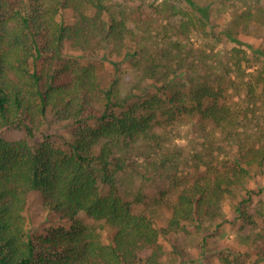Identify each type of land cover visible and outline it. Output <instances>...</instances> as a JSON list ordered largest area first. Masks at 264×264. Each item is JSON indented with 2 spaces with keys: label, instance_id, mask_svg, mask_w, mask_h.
Listing matches in <instances>:
<instances>
[{
  "label": "trees",
  "instance_id": "trees-1",
  "mask_svg": "<svg viewBox=\"0 0 264 264\" xmlns=\"http://www.w3.org/2000/svg\"><path fill=\"white\" fill-rule=\"evenodd\" d=\"M263 173L264 0H0V264H162Z\"/></svg>",
  "mask_w": 264,
  "mask_h": 264
},
{
  "label": "rangeland",
  "instance_id": "rangeland-1",
  "mask_svg": "<svg viewBox=\"0 0 264 264\" xmlns=\"http://www.w3.org/2000/svg\"><path fill=\"white\" fill-rule=\"evenodd\" d=\"M70 11L66 12L67 18H72ZM239 37L245 42L253 45L260 44V37H253L249 34H240ZM223 44H221L222 46ZM232 45V43L230 44ZM220 46V44H219ZM106 64V62H105ZM107 66V64H106ZM243 93L234 94L233 101L243 98ZM69 137V130L58 129L56 131L55 143L61 145ZM186 138L176 139V143H186ZM187 148V146H186ZM139 158L138 160H141ZM169 176L163 177L155 185H150L149 193L157 194L161 189L172 192L169 177L174 171L170 170ZM246 187L253 189L249 201L242 202L244 190L240 189L236 195L222 203L225 221L218 228V231L206 239L200 233L186 235L177 233L171 235L174 243L164 238L160 239L164 247L162 264H264V173L250 179ZM244 211L240 213L236 206ZM26 222L29 231L42 232L43 226L47 224L46 219L57 220V215L43 210L40 198L34 196L25 210ZM89 221H92L89 219ZM63 222L67 225L66 219ZM104 230V237L112 233ZM191 258V260H186Z\"/></svg>",
  "mask_w": 264,
  "mask_h": 264
}]
</instances>
